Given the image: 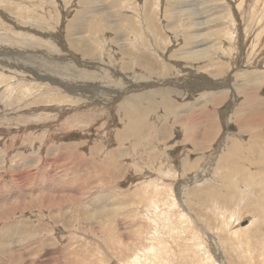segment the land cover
Instances as JSON below:
<instances>
[{
  "label": "rangeland",
  "instance_id": "1",
  "mask_svg": "<svg viewBox=\"0 0 264 264\" xmlns=\"http://www.w3.org/2000/svg\"><path fill=\"white\" fill-rule=\"evenodd\" d=\"M0 264H264V0H0Z\"/></svg>",
  "mask_w": 264,
  "mask_h": 264
},
{
  "label": "bare ground",
  "instance_id": "2",
  "mask_svg": "<svg viewBox=\"0 0 264 264\" xmlns=\"http://www.w3.org/2000/svg\"><path fill=\"white\" fill-rule=\"evenodd\" d=\"M196 23H198V22H196ZM195 24V23H194ZM193 24V25H194ZM200 24V23H199ZM202 24V23H201ZM207 52V50H199L198 52H195V53H193L192 54V56H190L189 58H193V59H198V58H202V57H204L205 56V53ZM209 73V72H208ZM194 75V74H193ZM239 77V76H238ZM240 78H241V76H240ZM241 80V79H240ZM247 82V81H246ZM241 83V82H240ZM249 83V82H248ZM245 87V86H244ZM238 88H240V87H238ZM243 88V87H242ZM246 93H247V91H245ZM249 92V91H248ZM224 94H226V93H224ZM249 97V96H248ZM125 104V103H124ZM132 107H134V106H132ZM251 108H254L252 105L250 106ZM234 108V107H233ZM134 109H136V107H134V108H131L130 106H128V105H126L125 104V107H124V112L126 113L127 112V116H126V118H127V120H128V122L130 123V124H132L133 123V121L134 122H136V124H137V128L139 127V125H141V124H139V123H141V122H137L136 120H140V121H144V118H143V120H141L142 119V117H140L141 119H138V115H135L134 113H131V111L133 112V110ZM131 110V111H130ZM237 116H240V115H237ZM236 116V117H237ZM256 116L257 115H252V116H250V117H248V118H245V119H242V115H241V117L239 118V119H237V120H235V121H241V124L239 125V127H243L244 125H248V124H250V125H252L253 127L255 126V125H257V123H255L254 124V122H256L255 121V119H256ZM179 117V116H178ZM257 118H258V116H257ZM258 122V121H257ZM203 123V122H202ZM130 126V125H129ZM134 126V125H133ZM134 127H136V125L134 126ZM141 128V127H140ZM135 129V128H134ZM132 130V129H131ZM190 133H191V131H190ZM137 134H138V132H137ZM193 134H195V133H193ZM253 134V133H252ZM135 135H136V133H135ZM254 136V135H253ZM255 137V136H254ZM208 139V138H207ZM191 141V140H190ZM196 141V140H195ZM193 143V142H192ZM250 150H251V148H249ZM260 150V149H259ZM254 151H257V150H254ZM253 151V152H254ZM251 152H252V150H251ZM54 198V197H53ZM56 199V198H55ZM72 199V198H71ZM74 199H76V198H74ZM54 200V199H53ZM59 201H60V199H59ZM55 202H56V200H55ZM70 202V201H69ZM77 202V201H76ZM152 203V202H151ZM49 204V203H48ZM61 204V203H60ZM89 217V216H88ZM244 217V216H243ZM242 217V218H243ZM248 217V216H247ZM86 218V217H85ZM237 218V217H236ZM234 219V218H233ZM233 219H232V221H233ZM239 219H240V217H239ZM244 219V218H243ZM84 220H88V219H84ZM235 221V220H234ZM239 225V224H238ZM249 226V225H248ZM236 227V226H235ZM245 229H240L239 231H244ZM207 248V247H206ZM8 253V252H7ZM20 253V252H19ZM21 257V256H20Z\"/></svg>",
  "mask_w": 264,
  "mask_h": 264
},
{
  "label": "crops",
  "instance_id": "3",
  "mask_svg": "<svg viewBox=\"0 0 264 264\" xmlns=\"http://www.w3.org/2000/svg\"><path fill=\"white\" fill-rule=\"evenodd\" d=\"M258 87V86H257ZM254 92V91H253ZM210 98V97H209ZM211 99V98H210ZM212 101V100H211ZM210 101V102H211ZM204 102H205V100H204ZM190 106V105H189ZM188 111H189V107H188V109H187ZM202 113L203 114H201V115H199V114H197L199 117H201V116H205V117H203L202 118V120H203V123H205V121L207 120V118L210 116V114H207V113H205L204 112V108H202ZM180 115V114H179ZM179 122V121H178ZM205 129H207V127H205ZM208 130V129H207Z\"/></svg>",
  "mask_w": 264,
  "mask_h": 264
}]
</instances>
